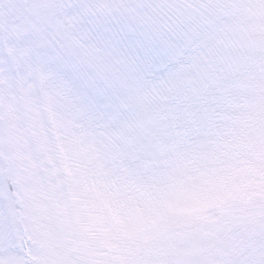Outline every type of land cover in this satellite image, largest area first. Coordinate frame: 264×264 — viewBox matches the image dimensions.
Returning <instances> with one entry per match:
<instances>
[{"label": "snow or ice", "instance_id": "6c2138e0", "mask_svg": "<svg viewBox=\"0 0 264 264\" xmlns=\"http://www.w3.org/2000/svg\"><path fill=\"white\" fill-rule=\"evenodd\" d=\"M0 264H264V0H0Z\"/></svg>", "mask_w": 264, "mask_h": 264}]
</instances>
